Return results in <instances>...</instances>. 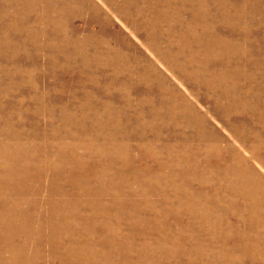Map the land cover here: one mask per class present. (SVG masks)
<instances>
[{
	"label": "bare ground",
	"instance_id": "6f19581e",
	"mask_svg": "<svg viewBox=\"0 0 264 264\" xmlns=\"http://www.w3.org/2000/svg\"><path fill=\"white\" fill-rule=\"evenodd\" d=\"M23 1L26 2L24 6L20 5L21 0H0V119L4 113V99L15 95L12 86L29 83L36 95L25 98V102L35 105L48 101L46 93L41 97L39 90L51 77H56L63 85H66L63 79L67 75L73 77V85L79 83L78 77L83 86L91 83L93 87L70 91L68 102L80 101L82 106L64 116L63 123L69 130L62 139L66 140V147L53 157L47 155L44 163L34 165L37 154L29 156L26 161V167L33 166L31 171L37 172L36 179L42 172L51 171L55 177L50 188L52 198L65 200L48 204L51 219L46 218L43 222H39L40 219L30 210L25 213L22 209V206L26 209V204L21 206L20 200L23 202L29 191L25 188L20 193L17 189L24 182L26 172L12 153L16 145L8 144H13L12 133L5 122L0 121V264H16L27 258L43 260L44 245L49 248L52 259L67 258L68 264L76 253L72 247L66 250V242L75 234L79 224L67 223L68 220L60 217L65 210L60 209L61 203L72 205L76 210L78 203L74 202L82 199L88 200L89 213H98L109 207L118 214H124L136 203L125 201L121 207L116 203L105 206L98 202L105 197L110 200L112 197H136L139 200L134 209L136 214L148 211L155 215L163 210L173 211L166 209L160 198H178L176 202L189 217L185 219L187 226L194 231L199 229L198 235L204 227L207 238L210 234L206 230V206L220 199L224 200L225 206L233 210L237 208V212L239 205L243 204L242 211L250 214L253 233L264 231V123H260L264 120V64L252 57L263 53L264 35L259 27L252 30L253 20L221 22L229 21L234 12L252 9V2L245 3L242 8L241 0H227L230 6L222 2L210 3L211 0ZM260 2L264 5V0ZM254 13L264 22V11L256 9ZM245 15L240 13L237 17L242 19ZM115 19L126 22L144 40L143 50L125 39L122 31L114 25ZM78 20L87 22L90 29L84 24L72 27V23ZM98 25L100 29L96 28ZM32 26H49L51 29L28 30ZM84 29H87V37L75 41L79 30ZM108 34L115 35L109 44L105 38ZM53 37L60 40L58 48L65 54L64 61L52 58L44 63L46 59L43 57L41 62L39 53L44 51L50 55L55 47L53 44L44 45L41 40L50 41ZM82 40L87 42L86 49ZM124 45L130 50H139L145 64L135 67L133 55L117 52ZM256 45L259 49L254 51ZM90 49L94 51V59L89 58ZM153 54L164 63L168 72L188 85L191 89L189 94L170 83L154 63ZM137 69L144 70L137 79L122 82L118 77L123 70L135 72ZM35 71L41 74L28 80L25 73ZM110 72L109 78L103 81ZM56 73L60 76H55ZM100 85L104 86L105 96L98 93ZM252 85L256 87L254 91ZM244 86L250 90H244ZM138 88L154 96L142 94L134 104L131 90L137 92ZM41 91L44 92L43 89ZM25 102L20 100L16 106L8 104L11 118L16 111L18 115V109ZM119 102L125 104V118L114 108ZM203 105L211 107L205 109ZM28 112L20 122L9 119L14 132L20 130L18 127L22 128V123L23 129H30L31 122L25 121L29 117ZM129 133H137L146 147L151 144L158 154L154 164L167 175L153 181L151 177L155 169L138 170V158L125 145ZM46 163L60 168H44ZM64 165L70 166L61 168ZM170 177L165 188L163 183ZM147 178L152 181L148 182ZM68 183L70 190L66 189ZM146 197L160 200L159 205H143L140 201ZM222 215L226 214L223 212ZM133 219L135 217L126 218L130 230H133ZM140 219L138 215L137 222ZM58 223L61 225L57 226ZM81 229V234L83 232L86 236L93 232L89 222ZM80 241L84 244V251L87 250L90 239L81 238ZM34 246H38L36 251ZM125 249L126 245L122 244L120 252L113 254L117 257L115 264H121L117 259L129 261Z\"/></svg>",
	"mask_w": 264,
	"mask_h": 264
},
{
	"label": "rangeland",
	"instance_id": "374dc122",
	"mask_svg": "<svg viewBox=\"0 0 264 264\" xmlns=\"http://www.w3.org/2000/svg\"><path fill=\"white\" fill-rule=\"evenodd\" d=\"M1 1L4 2L5 0H1ZM85 1L88 2L89 0H85ZM260 1L261 0H241L240 6L242 8H244L243 5L245 3L252 2V9L244 8V10L242 9V12H240L241 10H239V12L238 11L234 12L232 18L229 21H221V22H252L253 20L252 24L254 26L252 27V30H254V28L256 27H259V29L262 30V36H263L264 35V22L263 20H260V17L256 16L254 13L256 9H259L262 12L264 11V5H262ZM217 2H222L226 4L227 6H230L227 0H211L210 3H217ZM25 4L26 2L21 0L20 5L24 6ZM240 13H245L246 15L242 19H239L237 15ZM1 14H4V13L1 12ZM79 20L82 21V19H79ZM79 20L73 22L72 27L73 26L78 27L80 24L81 25L84 24L87 28H89V25L87 22H80ZM259 22H263V23H259ZM113 23L118 29L122 31V34L126 40L130 41L131 44L136 45L139 50L144 49L143 47L144 40L136 32H134V30H132L126 22H120V21H117V19H115ZM96 28L100 29V26L98 25ZM50 29L51 28L49 26H45L43 28H41L40 26H37L34 28L32 26L28 28V30H39V31H50ZM86 32H87V29L79 30V33L77 37L75 38L76 39L75 41H80L79 39H85L87 37ZM105 38L107 39L108 44H109L111 40L115 38V35L108 34V35H105ZM175 38L176 37H174V39ZM82 41L85 42L84 49H86L87 42L85 40H82ZM41 43L44 45L53 44L55 46L54 48H52V52L50 55H46L44 51H41L39 53L38 59L41 62H43V57L46 59V62L44 63H47V61L52 58L59 59L60 60L59 62L64 61L65 54L61 52L58 48V45L60 44V40L57 37H53L50 41H48L47 39H43L41 40ZM263 44H264V40H263ZM258 49H259L258 45H256L253 48L254 51ZM139 50L138 51L130 50L129 47L127 48L124 45L117 52L122 53V54L133 55L134 56V66L137 67L139 65L145 64ZM104 51L105 49L101 50L99 53L102 54ZM89 55H90L89 58L94 59L95 56H94L93 50L90 49ZM74 57L75 56H73L72 58ZM152 57L154 58V63L164 72V74L168 77L171 84L176 86L178 90H180L181 92L185 94H189L191 92V89L188 88V85H185L184 82L180 78H178L174 73L168 72L165 69L164 63L160 62L154 56V54ZM252 57L256 58L262 64H264V51L262 54H255ZM117 58L118 57H115V59ZM30 61L31 60H29L27 63H30ZM116 64L119 66L121 65V63L118 61H116ZM19 72L21 71L19 70ZM143 73H144L143 69H137L135 72H133L132 70H129V71L123 70L118 75V77L122 82H128L132 78L137 79V77ZM38 74H41V72L35 71L33 73H30V72L25 73L28 80H30L31 76L38 75ZM110 74L111 72L109 73L107 77L103 78V81L108 79ZM57 75L60 76V73H56L55 76ZM51 78H48L46 80L47 82L44 87H40L41 90L42 89L44 90V92L38 89L41 92V97H43V93H46V97H48V101L45 104L39 103V105H35L33 102H30V101H27L30 104L25 102V98L28 99L29 97L31 98V95H36L35 89L31 88L29 83L25 85H21V86H12L11 90L16 91L15 95L11 94L12 97H10L11 96L10 95L9 98L4 99L5 101V106L3 108L4 113L2 112V117L0 119L1 122L3 121L5 122L3 123L9 128L10 132L12 133L13 144L10 142L8 144L16 145L13 148L12 153L15 154V157L17 159L19 166L22 169H24L26 172L24 174V178H25L24 182L20 184L21 186L18 187L17 191L20 193H23L25 191V188H27V190L29 191L28 193L29 195L28 194L26 195L25 197L26 200L24 199L23 202H21L22 200L21 199L20 204L21 206L22 204L24 205L26 204V209H25V206H22V209L24 208L23 209L24 212L28 213V210H30L29 211L30 213H33V215H35L37 219H40L39 222H43L46 218L51 219L50 218V208L48 207V204L53 205L58 202H65V200L62 197L52 198V193H51L50 188L52 186V183L55 180L54 174L51 171H49L48 173L44 171V173L42 172L41 177L36 179L35 174H37V172L31 171V168L33 166L29 168L26 167V161L28 160L29 156L33 154H37L34 156V159H35L34 165L44 163L45 160L48 158V156L49 158L53 157L57 152H60V150L66 147L67 145L66 140H62V139L65 138V135L67 134L66 131H69V130L66 129V126L63 123L65 120L64 116L69 115L67 113H74L76 111V107L82 106V104H79L80 101H75L74 103H72L71 101L68 102V98L71 95L70 91L72 90L82 91L86 88L93 87L90 82H88L90 83V85L83 86L81 78H78V77L77 79L79 83L77 85H73V80H72L73 77H70L68 75L63 79L66 85L60 84L56 77H51ZM255 88L256 87L252 85V91H254ZM103 89H104V86L100 85L99 90L101 91H98V93H100L99 94L100 96L105 94V89L104 90ZM244 90H250V87L244 86ZM131 92H132V98H133L134 104L137 103L138 98L142 94L154 96L153 94L147 93L146 90L140 89V88H138L137 92L134 90H131ZM190 99H193V98L190 97ZM20 100H22V102H25V103H23L21 108H19L20 110L18 109V115H16V112H17L16 111L11 115L13 116L11 118L10 111H9V108H10L9 105L14 104L13 106H16L18 104V101ZM0 105H1V102H0ZM124 107H125V104L122 102H119L117 105H114V108L118 111V114L119 115L122 114L121 116L123 118L126 117V113L124 112ZM203 107L207 109L211 107V105H203ZM26 112L29 113V117H27V119L25 118V121L31 122L30 126L28 123V126L30 127V129L28 130L23 129L24 127L22 123V128L18 127V129L20 130L14 132L13 126L11 125L9 119H13V122L14 121L20 122L23 120ZM19 113H21V115ZM49 113L51 116L49 115ZM260 123H264V120H262ZM216 125L220 126L218 122ZM34 126H36V129L33 130L32 128ZM218 126L217 128H219ZM81 133H84V132H81ZM83 137L85 138L86 136H83ZM126 141L127 143H125V145L127 144L126 146L128 147V149L131 148L132 153L136 155V159L138 158L137 160L139 161L137 163V166H138L137 168H139L138 170H144L147 167L150 169H155V171L152 172L153 176L151 177L153 178V181L155 178L159 179L160 177L167 175L166 173H163L165 171L163 170L160 171L157 165L154 164L158 160V154H156L153 147L150 146L151 144L148 147L143 145L145 144V142L137 133H129L126 136ZM68 151H70V149L66 150L65 152H68ZM117 156L121 157V155H117ZM61 157L63 158V160H65L64 155H61ZM125 157L126 155H124L123 159H125ZM66 158L69 159L70 157H66ZM69 166L70 165H64L61 168L68 169ZM43 167L50 169V170L60 168V166L56 164L49 165V163L43 164ZM169 179H171V177L167 178L164 181V183L163 182H160V183L165 184V188H167ZM146 180L148 182L152 181L150 180V178H147ZM56 183H62V182H56ZM169 183H170V186H172L171 182ZM66 189L67 190L71 189V186L69 183L67 184ZM172 190L173 188L170 189V191ZM105 199L107 200L105 201ZM105 199L104 198L101 199L100 202L98 203L104 204L105 206H110L116 203L119 206L121 205V207H123L124 206L123 204H125L126 202H131L133 204L135 203L136 204L133 205V208L129 210L128 212L124 211V214L122 213L123 214L122 215V214H118L117 212H114L109 207H107L105 210H101V212H98V213H95V212L89 213L88 208H87L88 200L86 199L84 200L82 199L80 201L74 202V203H78L76 206V210L75 208L72 207V205L61 203L63 207L61 206L60 209L65 208V210L62 213L63 215L60 217H63L66 220H68L67 223L69 222V223L79 224L78 229H77L78 232L76 231L75 234L72 236V238H69L66 242V246H65L66 250L72 247L73 250H75L74 252L76 253L68 264H92V263L99 264V262L106 263V264H113V263L115 264V258L117 257H115L113 254L115 252H118V253L120 252L119 250L120 248H122V244L126 245L125 251H127L129 255V261L124 262L123 260L121 261L117 259L118 263H121V264H234V263L235 264H264V231H261V232L259 231L260 233H256V234L253 233L252 225L250 224L251 222L250 214H248L244 210L242 211L243 204L239 205L240 210H238V212H237V208L236 210H233L231 207L225 206L223 202L224 200H220V199H215V202L206 206L207 208H206L205 214H207V217L205 218V223L208 224V226H206V230L210 234L209 237L207 238L204 227L201 228L200 235H198L197 231H199V229H196L194 231L192 228L187 226L185 219L189 217H188L187 212L184 211L180 207V205L176 202L178 198L172 199L171 197H164V196L160 198L161 201H164V207L166 209H172L173 211L172 213H170L166 210H163L161 214L156 213L155 215L148 213V211H142L140 214H136L134 209L136 208L137 203L139 202V200L136 197L135 198L134 197L132 198L112 197L113 200H110L109 198L105 197ZM211 200L213 201V199ZM66 201L72 203L71 199H67ZM158 201L160 200L155 201L154 199L152 200V198L150 197H146L140 202L143 205H146L147 203H149L151 204V206L156 207L159 205ZM64 204L66 206H64ZM30 207H33V208L31 209ZM75 212L78 214V217L76 216ZM223 212L226 215L223 216L222 215ZM138 215L142 218L140 219L139 222H137L136 220ZM263 216H264V213L262 214V217ZM130 217H135V219L131 220L132 223L134 222L133 227H132L133 230H130L127 228L128 224L126 222V218L128 219ZM245 220H246V223H244ZM210 221H212V223H210L211 225H209ZM86 222H89L90 227L93 229L92 234L88 236H86L85 233L83 232L81 234V230H82L81 227H84ZM262 222H264V217L262 218ZM60 225L61 224L59 223L57 224V226H60ZM195 237H197L198 240H194ZM81 238H86L87 240L90 239V241L88 242V246L86 247L87 250L85 251H84V246H83L84 244H81L82 242L80 241ZM211 238H215V240H212ZM246 243H250V244H246ZM34 249L36 251L38 249V246H34ZM43 254H45L43 260L36 259L33 261L27 258V259H24V261L16 262V264H29V263L31 264H67V258L56 259V260L52 259L50 257V252H49V248L47 247V245H44L43 247ZM227 254L228 256H226Z\"/></svg>",
	"mask_w": 264,
	"mask_h": 264
}]
</instances>
